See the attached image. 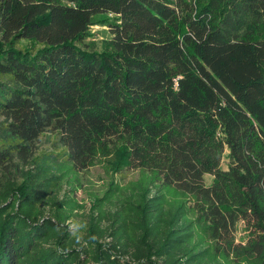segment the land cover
<instances>
[{"label":"trees","instance_id":"16d2710c","mask_svg":"<svg viewBox=\"0 0 264 264\" xmlns=\"http://www.w3.org/2000/svg\"><path fill=\"white\" fill-rule=\"evenodd\" d=\"M0 116V172L46 130L62 147L0 180V264H264V0H0Z\"/></svg>","mask_w":264,"mask_h":264},{"label":"rangeland","instance_id":"374dc122","mask_svg":"<svg viewBox=\"0 0 264 264\" xmlns=\"http://www.w3.org/2000/svg\"><path fill=\"white\" fill-rule=\"evenodd\" d=\"M106 18H111V15H106ZM102 17V18H105ZM101 17H95L96 24L90 27L91 36L83 40L84 45L87 48L100 51L102 49L103 42L111 37V32L109 27ZM17 47L19 48H35L31 41L21 40ZM4 117L0 116V125L4 121ZM1 137V133H0ZM59 135L51 130L44 131L40 136L32 141L23 142L25 151L22 154L14 153V157L11 163L5 165L0 172V180L6 178L11 180H16L20 182L22 180L21 172L30 169V163L34 157L48 152H59L62 150L60 145ZM227 151L224 152V157L221 162V169H227ZM82 188L77 192L76 197L85 205V210L79 213L70 223L69 227L73 234L81 239L87 229L88 213L90 210L91 202L94 200L95 196H100L106 188L109 176L104 173L101 165L97 164L80 173ZM136 172L133 170H126L119 175H115V179L121 182H127L131 179H135ZM204 184L208 186L211 183L212 176L205 175ZM247 233L244 231V224L239 221L234 227V242L244 244L246 240Z\"/></svg>","mask_w":264,"mask_h":264}]
</instances>
